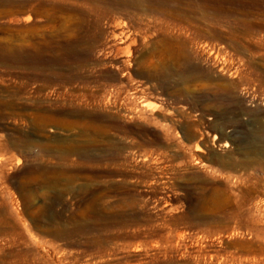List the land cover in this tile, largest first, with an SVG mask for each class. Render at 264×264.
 Listing matches in <instances>:
<instances>
[{
  "label": "rangeland",
  "instance_id": "374dc122",
  "mask_svg": "<svg viewBox=\"0 0 264 264\" xmlns=\"http://www.w3.org/2000/svg\"><path fill=\"white\" fill-rule=\"evenodd\" d=\"M182 1L112 53L83 0H0V264H264V0Z\"/></svg>",
  "mask_w": 264,
  "mask_h": 264
},
{
  "label": "bare ground",
  "instance_id": "6f19581e",
  "mask_svg": "<svg viewBox=\"0 0 264 264\" xmlns=\"http://www.w3.org/2000/svg\"><path fill=\"white\" fill-rule=\"evenodd\" d=\"M83 1H84V4H82V5L87 4L89 6V9L92 10V12H94L95 14L100 16V20H99L100 26L102 24H105L106 27H108L109 30L111 31L110 32L111 38L113 40V43H115L113 46L110 47V50L112 53H121V52L125 51V48L122 47L125 45H129V47L127 46L128 48L126 47L127 48L126 50L128 52L129 49L131 48V46L138 45L140 40H142L141 42L144 43V46L146 45V47H151L156 42L161 43L163 34L165 33V31L163 30L165 20H168V19L181 20L183 18V16L187 17L190 13H193L192 9H190V7H192V6H190L189 8H185L182 0H83ZM194 1L199 2L201 5H203V7L208 8L210 6V0H193V2ZM22 2L25 6H28V4H29L28 0H22ZM62 2H64V1H62ZM129 9L147 14V16H150V18H151L150 21L153 20L154 17H152V16H153V14H155V16H157L156 20L159 22V23H157V25H160V29L158 31L154 32L152 30V28L148 27V28L144 29L143 26L141 27L140 25H137L136 27H131V29H127V27H124L123 24H121L115 16H116V14H120L121 12L123 14V12H125ZM83 10H85V9H83ZM83 10H81V11H83ZM88 16L89 15H87L86 17H88ZM97 21H98V19H97ZM28 22H30V19H28ZM78 26H79V24H78ZM97 34H96V36H97ZM100 35L102 36V34H100ZM101 36H100V38H101ZM102 41H103L102 39L99 41L100 42V49L102 46V44H101ZM27 44H28V42L26 40H24L23 46H25ZM95 44H97V42ZM39 46L40 45L37 44L34 47H35V49H37ZM62 48L67 49V46L62 47ZM82 49H84V48H82ZM130 66H131V64H130ZM127 74L128 73H125L123 78H125ZM82 75H84V74H82ZM164 75H166L165 70L164 71L162 70L161 72L149 71L147 77L145 78V83H143V86L150 87V88L164 87V82L162 80L163 79L162 76H164ZM168 75L169 74H167V76ZM114 77H116L114 74H107L106 75V78L113 79ZM73 79H75V80L71 79L70 82H73V83L79 82L83 85L88 83L86 77L76 76ZM86 100L91 101V102L92 101H98V99L95 96L94 97L89 96V98H86ZM81 102H83V101H81ZM111 123H113V122H111ZM114 127H115V125H114ZM153 143H155V142H153V140H151V142L147 143V145H152ZM225 147L228 148V144H226ZM179 238H181V237H179ZM104 253H101V254H104ZM99 258H100V256H99ZM102 258H106V256L103 255ZM103 264H113V263H112V261L109 260Z\"/></svg>",
  "mask_w": 264,
  "mask_h": 264
}]
</instances>
